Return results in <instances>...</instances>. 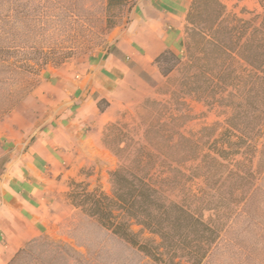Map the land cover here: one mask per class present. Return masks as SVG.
<instances>
[{
    "label": "trees",
    "instance_id": "16d2710c",
    "mask_svg": "<svg viewBox=\"0 0 264 264\" xmlns=\"http://www.w3.org/2000/svg\"><path fill=\"white\" fill-rule=\"evenodd\" d=\"M10 1L0 0V33ZM188 10L184 60L170 50L154 60L169 81L179 71L177 88L168 99H146L134 127L118 120L104 129L102 143L118 163L109 192L72 180L66 195L155 264H202L264 175V13L240 18L220 0H192ZM9 53L0 50V62H11ZM187 98L223 110L224 120L184 132Z\"/></svg>",
    "mask_w": 264,
    "mask_h": 264
},
{
    "label": "rangeland",
    "instance_id": "374dc122",
    "mask_svg": "<svg viewBox=\"0 0 264 264\" xmlns=\"http://www.w3.org/2000/svg\"><path fill=\"white\" fill-rule=\"evenodd\" d=\"M220 1L247 20L264 13V0ZM136 4L137 0H130L122 7L110 9L108 0H11L5 13L9 16L0 33V50L10 51L7 57L12 58L9 63L0 62L1 139H5L14 123L23 125L28 115H38L43 104H51L46 80L56 70L73 64L79 68L112 50L116 34L131 22ZM184 57L185 49L179 59L183 61ZM21 61L33 70L20 69L17 62ZM155 67L158 81L145 75L154 89L152 95L120 111L116 121L134 127L137 110L146 99H168L164 94L177 88V69L169 81ZM186 100L190 115L182 126L186 133L225 118L219 108L209 110L199 100ZM102 139L103 135L98 142L85 144L79 159L68 163L54 188L47 231L27 245L11 264H155L67 199L72 180L90 183L92 188L98 181L109 192L108 172L118 163ZM92 169L95 174L87 179L83 174H91ZM222 230L213 252L202 264H264V175Z\"/></svg>",
    "mask_w": 264,
    "mask_h": 264
},
{
    "label": "crops",
    "instance_id": "0c3cea01",
    "mask_svg": "<svg viewBox=\"0 0 264 264\" xmlns=\"http://www.w3.org/2000/svg\"><path fill=\"white\" fill-rule=\"evenodd\" d=\"M191 2L137 0L112 50L79 68L56 70L46 80L50 106L14 123L4 140L0 134V264H11L47 231L57 179L82 147L98 142L120 111L152 95L145 75L158 81V55H182ZM101 101L109 102L105 111Z\"/></svg>",
    "mask_w": 264,
    "mask_h": 264
}]
</instances>
